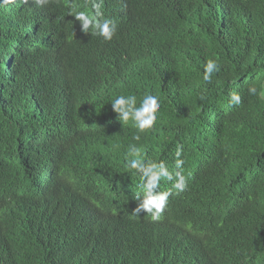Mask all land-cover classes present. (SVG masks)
<instances>
[{"label": "trees", "instance_id": "16d2710c", "mask_svg": "<svg viewBox=\"0 0 264 264\" xmlns=\"http://www.w3.org/2000/svg\"><path fill=\"white\" fill-rule=\"evenodd\" d=\"M210 2L50 0L40 7L15 0L0 7V264H160L163 233L152 234L150 214H133L140 178L123 157L132 145L139 159L163 161L173 176L182 147L186 189L177 194L173 181L161 179L156 191L173 193L168 211L189 207L198 253L244 245L231 264H264V0ZM93 3L135 35L134 66L113 54L84 60L103 40L91 29L75 32L68 11ZM184 8L197 12L183 20ZM211 59L220 68L205 82ZM233 92L239 105L230 102ZM130 94L137 106L146 94L160 99L152 129L139 132L117 118L111 102ZM55 158L68 190L52 211L23 183ZM94 195L86 236L74 202L86 210Z\"/></svg>", "mask_w": 264, "mask_h": 264}, {"label": "clouds", "instance_id": "9594fccd", "mask_svg": "<svg viewBox=\"0 0 264 264\" xmlns=\"http://www.w3.org/2000/svg\"><path fill=\"white\" fill-rule=\"evenodd\" d=\"M23 2H31V0H22ZM37 6H44L50 0H33ZM212 5V2L208 0ZM15 0H0V7L14 4ZM126 3V2H125ZM124 3V4H125ZM122 4V5H124ZM213 7V5H212ZM197 11L187 8L181 10L182 18L185 15H194ZM113 12L107 13L103 8L96 3L92 4L90 10L71 8L68 15L72 18L75 32L89 35V30H92L93 35L102 37V42L94 47L91 56L84 55V60L92 59L100 61L108 59L112 54L115 56L118 63H124L131 66L135 65V56L141 50L139 42L135 41V35L132 31L123 27L121 17H113ZM212 16V14H211ZM111 47H117L118 50L111 52ZM219 64L215 59L208 60L203 70V80L211 82L212 74L219 71ZM56 75L53 74L52 78ZM67 86H63L65 89ZM3 84L0 86V97L4 94ZM249 94L255 95L257 89L250 86ZM230 102L236 105L241 103V96L233 92L230 97ZM112 110L118 114L117 118L122 123H127L129 120L133 122V126L139 132H145L152 129L157 121V113L161 107L160 99L152 94H146L137 106V97L134 94L119 95L112 102ZM135 140H140V136L136 135ZM118 143L125 147L123 141L118 139ZM182 147H178L175 153V168L180 171L173 173L163 161H142L140 149L132 145L129 152L126 149L123 157L127 158L128 166L139 175L140 184L138 187L141 192L137 194V207L133 210V214L139 216L143 211L150 214L147 221L152 223L150 229L152 234L161 231L164 240V254L162 255L160 264H210L205 257L209 258L212 264H231V258H237L244 250L245 246L226 247L220 253L215 255L204 256L195 250L196 239L194 235L198 230V224L195 217L188 214L189 207L176 209L175 212L168 211L166 207L171 191H156L159 187L161 179L173 181L172 187L177 194L183 192L187 187L186 177L182 174L184 161L180 159ZM117 157V156H111ZM137 157V158H135ZM27 182L23 183L24 190L29 196L41 201L49 210H56L65 200L67 188L60 182V178L67 179L60 173L59 161L57 158L48 162L45 166L29 172L25 175ZM95 198L91 199L90 206L92 210H83L76 205L79 223L82 224V232L88 236L83 229V224L88 220V217L93 213L95 206ZM117 229V228H116ZM116 231V230H115Z\"/></svg>", "mask_w": 264, "mask_h": 264}, {"label": "bare ground", "instance_id": "6f19581e", "mask_svg": "<svg viewBox=\"0 0 264 264\" xmlns=\"http://www.w3.org/2000/svg\"><path fill=\"white\" fill-rule=\"evenodd\" d=\"M86 209L89 210V211L92 210V208H91L90 205H87V206H86Z\"/></svg>", "mask_w": 264, "mask_h": 264}]
</instances>
